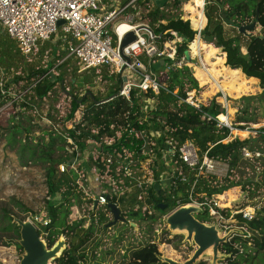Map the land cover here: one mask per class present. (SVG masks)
<instances>
[{"label":"trees","instance_id":"trees-1","mask_svg":"<svg viewBox=\"0 0 264 264\" xmlns=\"http://www.w3.org/2000/svg\"><path fill=\"white\" fill-rule=\"evenodd\" d=\"M191 1L195 2L196 0ZM154 2L152 7L148 5L142 18L155 31L161 33L162 40L171 37L168 31L175 32L179 38L175 53V62H177L186 55L187 46L197 33V25L190 18L183 19L180 12L162 11L161 7L166 2L179 4V0H154ZM125 4H128L127 11L135 10L139 5L144 6L142 0H121V5ZM112 6L109 4L108 8ZM176 7L178 8V5ZM256 7L258 9L256 23L258 31L246 30L250 35L238 31L240 26L248 25L253 20ZM188 13L189 16L194 17L195 9H188ZM202 13L205 19L199 32L202 42L196 39L190 48L194 52L197 41L199 50L206 47L207 57L216 52V47L220 48L221 56H216L215 61L209 67L204 61L208 73L201 67H195L193 74L201 85L209 83V87L212 89L217 85L222 90L235 93L247 91V83H253L255 78L258 79L261 91L254 95L241 96L235 112L237 122L245 124L255 122L257 101L264 100V0H204ZM225 23L233 26L236 29V34L228 35L224 27ZM243 35L247 36L244 46L241 45V36ZM57 42L63 44L61 41ZM45 45V48L49 47V41ZM20 55L25 56L17 48L16 42L6 32H1L0 62ZM61 56L62 54L57 57L52 56L53 61ZM64 62L66 63V59L61 61L59 66L65 64ZM172 63L164 58L155 60L151 64V68L157 73L158 80L163 84L157 93H153L151 90L142 91L132 88L128 99L116 94L105 100L118 91L119 82L113 83L114 85L110 84L102 97L83 95L78 98L75 93H69V111L63 118L60 129L57 127L49 131L40 129L34 140L31 132L35 125L25 121L26 125L18 122L14 132L9 134L14 136L24 130L23 140L19 142L18 146L22 152L20 158L25 155L27 160L43 164L46 184L44 210L48 222L45 225L37 222L38 234L47 247H51L59 235L64 237L65 244L59 256L53 259L51 264H103L104 260H107L106 256L113 253V250H104L107 255L99 256V253L95 251L102 242L94 236L96 233L105 231L108 209L99 207L100 209L95 213L92 210L87 226H85L84 217L74 220L68 217L71 206L81 207L83 190L79 185L78 178L84 179L82 176L86 169H97V174L114 180L116 188H122L127 186L130 181V177L123 173V166H128L131 177L137 178L140 175V163L147 155L155 152L158 159L161 149L170 146L177 148L179 144L189 140L194 143L200 154L207 150L209 156L228 164L227 172L223 177L216 178L214 175L204 174L196 179L192 189V198L195 201H203L214 194L219 195L225 189L240 184V177L243 176L244 169L248 167L260 168L263 171L260 178L264 182V154L257 157H243L241 154L242 147H246L250 151L259 150L258 146L250 144L255 143L257 139L264 141V125L258 128H249V133L236 130V135L224 141L229 136V129L225 126H217V120L224 118V108L214 97L208 98L203 103L198 102V107L187 103L185 101L186 92L192 89L199 91L197 81L186 65H171ZM216 64H220V69L215 68ZM166 67H168L167 70H165ZM222 71L227 72L230 78L221 81V84L218 85L217 78L221 76ZM39 73L37 68H29L26 77H15V81L18 79L28 80L36 74V77L27 84L28 90L37 99L46 97L55 85L54 78L49 72L41 71ZM242 73L246 78L242 77ZM110 77L112 78V76ZM1 80L2 78H0ZM8 83L9 80L1 82L0 106L5 103L6 99H13L7 95ZM146 98L152 101L151 105L143 106L142 101ZM20 106L30 108L32 105L28 101H21ZM262 107L264 108V105ZM21 110L17 111V115H21ZM261 114L264 119V112ZM68 124H71V127L68 128ZM238 127L243 129L244 126ZM237 134H246V137H240ZM68 138L71 143L67 141ZM30 140L34 141L30 142ZM166 140H171V144L166 143ZM87 143H92L96 149L95 153L90 156L94 166L89 168L86 161V168L81 170V165L77 161L81 160V151L86 149ZM77 147L79 151H75ZM68 148H70L71 154L65 153ZM260 151L264 152V149L261 148ZM71 157L75 158L74 162H70ZM108 157H110L109 163L107 162ZM62 163L67 164L61 171L59 164ZM74 163H77L78 170L70 166ZM171 164L174 167L170 171L174 174L178 168H181L184 173L188 172L187 166L177 156L172 158ZM160 165L158 170L152 168L151 172L154 177L164 169L163 164L160 163ZM187 176L188 181L186 182H179L175 178L171 180L173 182L169 181L167 186L163 185L158 190L150 185L147 188L144 202L157 210H160L157 207L159 202L165 203L166 207L160 210L164 213L177 204L187 203L189 200L185 190L190 187L192 182V176L190 174ZM252 184L253 187H250V185L242 183L240 187L247 189L248 196L257 193L258 201L255 203L257 205L255 214L251 220L241 224L244 228L242 234L236 233L227 241L219 244L218 248L221 252L229 253L227 258L220 261L221 264H241V262L242 264H255L257 253L264 250V187L261 190L262 186L259 182ZM165 189H169L171 193L164 194ZM138 192V189H133L128 194L123 193L119 199L120 213L126 218L125 222L127 223L132 220L149 219L152 221L154 219L152 213H146L147 209H141L143 201H136ZM86 203L92 204V201L88 199ZM94 209L96 210V208ZM1 211L0 229L5 232L15 230L18 235L19 227L11 222L12 217L7 209L3 208ZM223 211L228 213V208H224ZM195 217L203 222H213L207 220L210 216L206 209L202 213H196ZM124 235V231L119 232L116 242L120 245L117 246H121ZM16 245L18 249H21L18 244ZM122 248L124 251H122L117 264H167L158 258L157 245L150 239L137 243L127 240V245L121 246ZM196 264H209V262L205 259Z\"/></svg>","mask_w":264,"mask_h":264},{"label":"rangeland","instance_id":"rangeland-1","mask_svg":"<svg viewBox=\"0 0 264 264\" xmlns=\"http://www.w3.org/2000/svg\"><path fill=\"white\" fill-rule=\"evenodd\" d=\"M142 1L144 6H136L135 10L130 9V11H127V8L125 10V12L133 19L134 22H146L142 18L143 14L147 11L148 5L152 7V4L155 3L154 0ZM183 1L184 0H179V4H170L169 2H166V4L162 5L161 9L162 11L169 13L180 12L183 19L190 18L193 23L197 24L198 12H203V1ZM109 4H112V7H122L121 0H100V6L105 9L108 8ZM176 5H178V8ZM192 8L195 9L194 17L189 16L188 13V9ZM201 19L203 25V23H205V19L204 16L202 18V14ZM190 20L189 24L192 27ZM224 27L225 30H227L228 35L236 34V29L233 28V26L225 23ZM258 29L259 28L256 27L254 30L258 31ZM246 38L247 36H241L242 46H244ZM56 39L57 36L54 35L48 40L39 43L35 48L32 49L30 53L25 54V56L20 55L0 62V78H2L0 82L9 80L7 95L13 98L10 100L6 99L5 103L0 106V222L2 220L1 209L5 208L11 217H18L22 220L29 219L38 227L37 222L34 221L33 218L35 215H41L45 212L44 204L46 198V184L44 179L43 164L38 161L27 160L25 155L20 158L22 152L18 146L19 142L23 140L25 131L21 130L14 136L9 135L10 133L14 132L17 123L20 122L23 125H26L25 121H28L31 125H35L31 132V135L33 136L32 138L35 140V136L39 134L40 129L46 131L52 130L54 127L60 129V124L69 111V93H75L78 98L83 95L102 97L110 84L114 85L113 83L119 82L118 75L116 76L113 70L110 68H83L76 58L67 54V50L60 43L58 44ZM196 39L202 42L197 33L192 42H194ZM48 41L50 46L45 48V44ZM192 42L188 44L187 50L185 51L186 55L181 58L179 65H186L188 68H190L192 76L195 78L193 74L194 68L201 67V60L205 61L209 67V65L215 61L216 56H221V51L219 47H216V52L207 57L206 47L205 49L203 47V49H200L197 52H192L190 48ZM59 54H62L61 58L58 57L56 61H53V57H57ZM64 59H66V63L64 62L65 64L59 66V63H61V61ZM223 65L228 67L225 63H223ZM29 68H37L38 73L41 71H45V73L49 72L52 78H54V88L47 94L46 97L37 99L33 97L32 92L28 90L29 86L27 82H30L32 78H35L36 74L34 77L32 76L28 80L18 79V81H15V77H26ZM215 68L220 69V64H216ZM110 76H112V78ZM242 77L246 78L243 73ZM229 78L230 76L228 73L222 71L221 76L217 78L218 85L221 84V81L228 80ZM254 80L255 82L253 83H247V91L235 93L228 90H222L217 85L214 87V89H212L209 87V83L201 85L196 79L199 91L192 89L190 92V95L193 96V100L195 102L203 103L208 98L214 97L215 100L221 104V106L224 105L226 108L224 109L223 114L227 115V117L225 116V119H227V121L234 128L231 130V132L229 131V136L224 139V141H227L231 139L233 135H236L234 130L242 131L243 133H249L247 130L240 129L238 127L241 125V122L236 121L235 112L241 96L254 95L261 91V88L258 84V79L255 78ZM21 101H28L32 106L30 108H22L20 106ZM142 102L144 103L143 106H149L152 103V101L149 99L143 100ZM257 104L258 108L256 110L257 117L255 122L248 123L250 124V127L253 128H258L264 125V119L262 118L261 114L264 112V108L262 107L264 105V100L257 101ZM20 109H22L21 115H17V111ZM229 110L231 111L228 112ZM67 127H71V124H68ZM239 136L246 137V134ZM34 140H30V142H33ZM250 145L259 147V155L264 154V152L260 151L261 148L264 149V141L257 139L255 143L252 142ZM69 149L70 148H68V151L66 149L65 153L70 154ZM75 151H79V148H75ZM95 151L96 149L93 147L92 143H87L86 149L81 151V160H78L77 163L81 165L82 169L86 166V161L88 162L89 168L94 166L90 156L95 153ZM77 163L71 164L70 166L73 169H77ZM160 163L163 164L164 169L160 170L159 172L163 171L165 174H168L169 168L173 165L169 161H162L160 158L157 159L155 154L147 155L144 161L141 162L140 166L144 167L146 176L151 178L153 174L151 172L152 168H156V170H158V168L161 166ZM216 170L221 172L220 175L226 174L225 171L220 170V166H218ZM261 175H263V171H261L260 168L248 167L247 169H244L243 176L240 177V184L225 189L221 194H219L220 199H218V201L222 203V206L227 207L231 211L237 210V207L239 206L245 207L247 205H254L258 201L257 193L255 195L253 194L248 196L247 189L241 188L240 185L244 183L245 185H250V187H253V184L251 185V183L259 182L262 186L260 189L262 190L264 187V182H262L260 178ZM83 176V180L80 177L78 178V182L81 184V189L83 190L80 203L81 207L77 205L71 206V212L68 217L71 220L84 217L86 222L85 226H87L92 210L95 213L100 208L97 207L95 210L91 209L93 208L92 205L86 206L87 200L84 199V197L95 189L96 184H103V181H99L101 178H97V169H86ZM218 177L219 176H216V178ZM140 178L143 179V177ZM158 185L160 187L161 182L158 183ZM146 206L147 205H144L142 209H146ZM149 210L154 215V219L152 221L149 219H145L143 221L132 220L127 223L125 222L126 218H124L120 213V215L124 218L123 221H116L112 225L106 224L105 231H101L100 233L95 234V231H93L95 234L94 237L102 242V244L97 246L95 249V251L99 253V256L107 255L105 254L104 250H113L111 255L106 256L107 260H104L103 264H117L122 251H124L123 248L121 249V246H126L127 240L137 243L138 241L144 242L146 239H150L151 242L153 241L156 243L157 251L159 252L160 256H168L178 261H183L191 255L195 249L194 243L184 240V232L176 229L171 230L166 227L164 217L172 209L165 213L153 207H149ZM106 215L108 217L106 222L109 223L112 217L108 213ZM213 219L214 218L211 216L207 218V220L211 221H214ZM122 231H124L125 235L121 241V246H117L120 244H117L116 238L119 236V232ZM226 233L227 231H224V233L221 232V235ZM18 238L19 234L16 235L15 230L5 232L0 229V264H18L20 254L22 253V249H18L16 245L18 244ZM257 254L258 256L254 260V263L263 264L264 250L259 251ZM201 259H207L210 264V251H207V253L203 254Z\"/></svg>","mask_w":264,"mask_h":264},{"label":"built area","instance_id":"built-area-1","mask_svg":"<svg viewBox=\"0 0 264 264\" xmlns=\"http://www.w3.org/2000/svg\"><path fill=\"white\" fill-rule=\"evenodd\" d=\"M127 5L125 4L121 8L110 7L105 9L100 6V0H0V33L6 32L16 42L17 48L22 54L30 53L39 43L56 35L57 40L63 43L67 54L76 58L83 68L102 66L112 69L118 75V86L120 85V87H118L117 94L128 99L132 88L142 91L151 90L153 93H157L163 84L158 80L157 73L151 68V64L155 60L165 58L173 62L171 65H179L181 59L175 62L179 38L174 31L170 30L168 33L171 37L162 40L161 33L155 31L149 23L134 22L125 12ZM203 5L204 0L202 7ZM58 20H62L60 25H57ZM121 25H125V28L118 30ZM128 31L133 32L134 40L120 49V40ZM199 32L198 29V35ZM190 92H186L185 101L198 107L199 104L193 100ZM222 106L226 109L224 105ZM225 116L227 117V115ZM241 125L247 131L249 128H253L250 127V124L243 122ZM217 126H225L230 132L234 128L227 119H218ZM67 140L71 143L69 138ZM166 143L171 144V140H166ZM69 153L71 154V150ZM159 153V158L162 161L171 162L172 158L177 156L187 166L189 173H184L181 168H178L174 174L170 171L174 166H171L168 174L161 171L157 173V176L154 177L152 174V177L149 178L145 174L144 167L139 166L140 175L133 178L128 166L125 165L123 166V173L130 177L129 184L122 188H116L114 180L97 174V178H101L99 181L102 180L103 184H96L95 189L84 197V199L92 201V204L86 203V206L92 205L93 208L91 209L97 207L108 209L106 207L108 202L118 206L123 193L128 194L131 190L138 189L136 201H143L142 209L144 205H147L144 198L150 185L163 181L164 186H166V183L168 185V182L175 178L179 182H186L188 181L187 174H190L192 182L190 187L185 190L189 201L185 204L197 205L203 211L206 209L207 214L214 218L213 222L218 225L222 233L233 228L240 231L231 232L227 240L236 233L242 234L244 228L241 224L253 218L256 204L245 207L239 206L237 210L232 211L228 209V213H225L223 210L227 207L222 206V203L218 201L220 199L218 194L203 201H195L192 198V189L196 179L204 174L219 176L218 178L223 177L224 175H220L221 172L217 171L216 168L220 166L221 171L227 172L228 164L226 162L209 156L207 150L200 154L194 143L189 140L179 144L177 148L170 146L161 149ZM152 154H155L156 157L155 152ZM241 154L243 157H256L259 152L242 147ZM70 159H72L70 162H74L75 158L71 157ZM107 162H110V157L107 158ZM66 164H59V169L62 171ZM79 185L81 186L80 183ZM169 193H171L169 189L164 190V194ZM94 201L96 202L95 205ZM179 205L177 204L175 207ZM146 209V212L150 214L148 205ZM33 219L43 225L48 222L45 212L41 215H35Z\"/></svg>","mask_w":264,"mask_h":264},{"label":"water","instance_id":"water-1","mask_svg":"<svg viewBox=\"0 0 264 264\" xmlns=\"http://www.w3.org/2000/svg\"><path fill=\"white\" fill-rule=\"evenodd\" d=\"M258 19V9H255V15L253 20L248 25H242L238 28V31L243 34L250 35L246 30L252 31L256 28ZM62 20L57 21V25H60ZM134 40V34L132 31L126 32L119 43L121 49L125 44ZM128 60V59H127ZM120 87V85L118 86ZM117 92L110 97L116 95ZM238 100V99H236ZM72 159H70L71 161ZM164 185V182H161ZM160 185V187H161ZM155 189H159L157 183L153 184ZM94 205L96 202H93ZM106 207L112 216V219L107 225H112L116 221H123L124 218L120 215L118 206L114 203H106ZM157 207L162 210L166 207L165 203H158ZM203 209L194 204H182L173 208L165 217V224L168 229H176L184 232V240L193 242L195 245L194 251L191 255L183 260L178 261L168 256H160L158 258L166 262L167 264H196L198 263L203 254L210 251V264H220L221 260H224L229 256V253H223L219 250L220 243L225 242L231 232H240L238 229H230L226 234L221 235L220 228L215 222H203L195 217L196 213H202ZM12 223H15L18 229V245L22 249L18 264H51L52 260L57 258L61 250L65 247L64 237L59 235L55 243L51 247H47L44 240L38 234V227L29 219L22 220L18 217H12Z\"/></svg>","mask_w":264,"mask_h":264},{"label":"bare ground","instance_id":"bare-ground-1","mask_svg":"<svg viewBox=\"0 0 264 264\" xmlns=\"http://www.w3.org/2000/svg\"><path fill=\"white\" fill-rule=\"evenodd\" d=\"M203 1V0H202ZM201 14H202V18H203V13L201 12H198V19H197V30L199 29H201L202 27H203V25H204V23H203V25H202V19H201ZM123 28H125V25H121V26H119V28H118V30H121V29H123ZM199 49H198V44H197V41H196V44H195V49H194V52H197ZM201 68L207 73V71H208V68H206V65H205V63H204V61L203 60H201ZM226 117H225V114H224V118L222 119V120H224ZM236 132V130H234V133ZM170 256V255H169Z\"/></svg>","mask_w":264,"mask_h":264},{"label":"crops","instance_id":"crops-1","mask_svg":"<svg viewBox=\"0 0 264 264\" xmlns=\"http://www.w3.org/2000/svg\"><path fill=\"white\" fill-rule=\"evenodd\" d=\"M57 40V39H56ZM58 41V40H57ZM245 45V44H244Z\"/></svg>","mask_w":264,"mask_h":264}]
</instances>
